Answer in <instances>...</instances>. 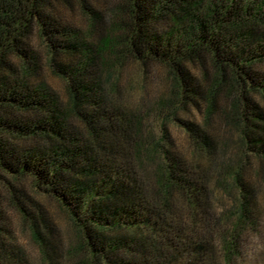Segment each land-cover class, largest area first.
Here are the masks:
<instances>
[{"label": "trees", "instance_id": "trees-1", "mask_svg": "<svg viewBox=\"0 0 264 264\" xmlns=\"http://www.w3.org/2000/svg\"><path fill=\"white\" fill-rule=\"evenodd\" d=\"M257 65L264 0H0V264H258Z\"/></svg>", "mask_w": 264, "mask_h": 264}, {"label": "rangeland", "instance_id": "rangeland-1", "mask_svg": "<svg viewBox=\"0 0 264 264\" xmlns=\"http://www.w3.org/2000/svg\"><path fill=\"white\" fill-rule=\"evenodd\" d=\"M33 39L35 40V38ZM256 68H257V71L261 75L262 74L264 75V65H257ZM155 72H156V69L152 68L150 71V78L147 81V90L150 94H154L156 91H158V89L162 87V84L160 83V81L155 77ZM42 77H44L45 81H47V83L54 89H57V90L61 89L60 80L48 74L43 68L39 70V73L36 75L37 79L42 78ZM259 100H260V103L264 106V100L263 99H259ZM193 113L196 117L199 118V115L197 112H193ZM170 127H171L172 135L175 138L177 144L180 146L185 145V138H184V134L182 133V131L180 129H177L176 127H172V126ZM249 162L255 167L258 164V159L255 156L250 155ZM248 171H249V168H248ZM24 186L27 187V182L24 184ZM38 198L40 200V196ZM41 199L43 203L45 204L46 208L49 210L50 214L54 216V220L56 224H58L59 228L65 232L66 225H65V221L61 213L57 210V208L55 207V205L52 203L51 200L44 198V197H42ZM10 224L13 227V235L15 237V240L18 242V244L25 247L32 256H34L35 252L31 245V242L29 241L28 234L25 232L23 227H21L15 215H12V216L10 215ZM258 264H264V256L258 257Z\"/></svg>", "mask_w": 264, "mask_h": 264}]
</instances>
